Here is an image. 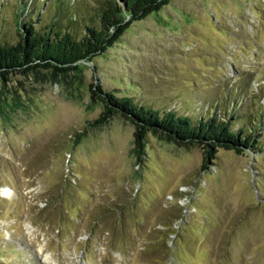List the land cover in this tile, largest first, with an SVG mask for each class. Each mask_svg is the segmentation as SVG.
Wrapping results in <instances>:
<instances>
[{
	"label": "rangeland",
	"instance_id": "obj_1",
	"mask_svg": "<svg viewBox=\"0 0 264 264\" xmlns=\"http://www.w3.org/2000/svg\"><path fill=\"white\" fill-rule=\"evenodd\" d=\"M112 0H0V45L81 40ZM114 1V0H113ZM117 3L119 0H115ZM80 70L0 78V264H264V0H170ZM118 97L252 128L260 152L179 146L115 116Z\"/></svg>",
	"mask_w": 264,
	"mask_h": 264
},
{
	"label": "trees",
	"instance_id": "obj_2",
	"mask_svg": "<svg viewBox=\"0 0 264 264\" xmlns=\"http://www.w3.org/2000/svg\"><path fill=\"white\" fill-rule=\"evenodd\" d=\"M170 0H115L101 12L100 27H87L78 40L71 31L38 33L32 22L23 25V35L17 43L0 45V78L7 82L13 73H27L38 69L53 70L57 75L80 70V63L92 62L96 56L114 46L134 23L146 20L152 13L161 11ZM99 82V81H98ZM93 98L100 101L104 110L100 122L122 116L136 128L135 146L142 150L150 133L159 134L179 146H202L205 158L203 169L215 158L217 149H229L237 154L246 150L260 152V140L252 128L243 125L234 128L231 118L215 114L200 117L193 123L189 115L176 110L160 112L136 104L129 97H118L103 85L95 83L91 89Z\"/></svg>",
	"mask_w": 264,
	"mask_h": 264
}]
</instances>
